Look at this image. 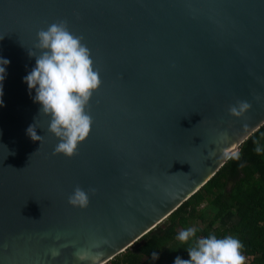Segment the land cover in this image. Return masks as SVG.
Here are the masks:
<instances>
[{
	"label": "water",
	"instance_id": "1",
	"mask_svg": "<svg viewBox=\"0 0 264 264\" xmlns=\"http://www.w3.org/2000/svg\"><path fill=\"white\" fill-rule=\"evenodd\" d=\"M57 21L83 38L101 81L71 158L53 154L23 82L37 33ZM0 57V264L108 263L264 124V0H0ZM238 100L251 108L230 117ZM77 186L84 209L67 203Z\"/></svg>",
	"mask_w": 264,
	"mask_h": 264
},
{
	"label": "clouds",
	"instance_id": "2",
	"mask_svg": "<svg viewBox=\"0 0 264 264\" xmlns=\"http://www.w3.org/2000/svg\"><path fill=\"white\" fill-rule=\"evenodd\" d=\"M36 40L34 47L39 55L34 51L28 52L29 57L35 58V66L23 78V82L29 93L35 91L33 102L40 105L39 115L49 118L46 131L58 141L53 154L71 158L77 154L78 145L91 129L92 118L86 106L100 86L99 72L93 67L90 49L82 42L83 38L73 34L66 21L54 22L46 30H40ZM9 64L8 59L0 57V97ZM250 108L249 102L238 100L229 106L228 114L233 118H242ZM26 135L34 142L41 139L36 133L35 123L27 128ZM254 143V151L260 154L262 148L258 142ZM232 156L239 159L238 152H233ZM67 203L71 207L84 209L88 206L89 194L77 186ZM195 235L196 229L190 227L179 232L176 239L184 244L192 241ZM242 247L240 240L233 236L217 238L209 235L194 240L187 249L189 259L177 256L173 264H244ZM152 259H158L157 252L152 253Z\"/></svg>",
	"mask_w": 264,
	"mask_h": 264
},
{
	"label": "trees",
	"instance_id": "3",
	"mask_svg": "<svg viewBox=\"0 0 264 264\" xmlns=\"http://www.w3.org/2000/svg\"><path fill=\"white\" fill-rule=\"evenodd\" d=\"M254 142L262 148L260 154ZM237 152L239 159L231 156L199 191L106 264H173L177 256L189 259L187 249L194 240L209 235L239 239L244 264H264V124ZM190 227L196 235L182 244L176 237Z\"/></svg>",
	"mask_w": 264,
	"mask_h": 264
}]
</instances>
